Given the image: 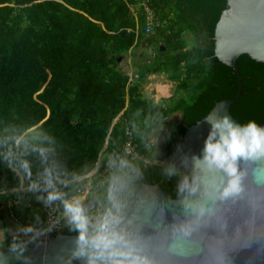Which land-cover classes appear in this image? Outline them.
Listing matches in <instances>:
<instances>
[{
  "label": "trees",
  "instance_id": "trees-1",
  "mask_svg": "<svg viewBox=\"0 0 264 264\" xmlns=\"http://www.w3.org/2000/svg\"><path fill=\"white\" fill-rule=\"evenodd\" d=\"M148 1L161 22L155 30L161 44L154 60L136 57L142 61L135 62L131 78L119 58L154 35L146 36L144 17L132 13L130 5L136 0H0V138L32 129L54 136L57 158L65 168L84 176L96 171L91 191L99 192L107 157L123 154L127 127L141 148L151 131L150 117L181 112L180 121L165 122L166 129L174 130L171 139L160 140L156 162L140 163V186L159 184L176 198L177 181L164 178L161 161L216 102L234 99L239 83L236 72L215 55V29L227 0ZM237 64L243 89L231 113L240 122H260L264 63L244 54ZM156 72L176 83L173 100L155 103L143 96L142 83ZM144 153L151 157L150 151ZM39 167L33 158L34 174ZM86 181L66 190L76 194ZM21 182L0 165V193L7 191L0 194V203L22 198L12 207L16 225L34 223L37 215L44 221L37 204L29 201L36 194L11 191ZM6 216L10 214L1 212L0 221ZM62 233L76 235L66 225ZM38 242L30 245L29 254Z\"/></svg>",
  "mask_w": 264,
  "mask_h": 264
},
{
  "label": "clouds",
  "instance_id": "clouds-1",
  "mask_svg": "<svg viewBox=\"0 0 264 264\" xmlns=\"http://www.w3.org/2000/svg\"><path fill=\"white\" fill-rule=\"evenodd\" d=\"M163 113L150 117V134L143 137L153 159L161 139H171ZM209 130L199 153H184L180 164L163 168L165 179L175 178L179 211L157 231L146 234L136 222L143 170L138 159L114 153L107 157L109 174L92 195L100 207L66 189L84 183L82 174L69 172L57 158V140L42 130L20 131L0 138V165L21 178L20 187L36 194L59 215L44 222L0 227V264H30V245L61 223L75 233L62 264H178L192 247L203 251V264H227V252L264 235V123L238 122L222 109L204 116ZM33 158L39 170L33 173ZM91 175V173H89ZM247 214L234 219L232 209ZM202 246V247H201Z\"/></svg>",
  "mask_w": 264,
  "mask_h": 264
},
{
  "label": "water",
  "instance_id": "water-1",
  "mask_svg": "<svg viewBox=\"0 0 264 264\" xmlns=\"http://www.w3.org/2000/svg\"><path fill=\"white\" fill-rule=\"evenodd\" d=\"M162 50L165 47L161 48ZM264 63V0H227L215 29V55L218 59L232 68L238 78L239 88L234 99H223L216 102L211 109H222L238 122L231 107L240 98L243 80L237 59L244 55ZM122 58H119L121 61ZM209 124L204 117L187 128L184 140L175 151L161 161L163 168L170 162L180 164L184 153H199L203 147ZM137 206L133 209L136 222L143 224L146 234L157 231V225L163 226L173 219L179 211L178 196L172 198L159 184L142 183L138 190ZM99 205L95 198L86 202L91 210ZM234 219L242 220L247 210L242 206L232 209ZM52 233L50 239L40 240L30 252V264H62L63 258L69 253L75 235ZM202 247V246H201ZM178 264H203V251L194 245L188 257ZM227 264H264V235L253 236L248 245H238L227 252Z\"/></svg>",
  "mask_w": 264,
  "mask_h": 264
},
{
  "label": "built area",
  "instance_id": "built-area-1",
  "mask_svg": "<svg viewBox=\"0 0 264 264\" xmlns=\"http://www.w3.org/2000/svg\"><path fill=\"white\" fill-rule=\"evenodd\" d=\"M130 9L136 18H138V11L144 17L145 28L143 29V33L146 36L154 34L155 30L161 25L160 20L156 16L154 8L152 7L151 3L148 0H136V3L134 5L133 4L130 5ZM136 34L137 36L139 35V29L136 30ZM125 135H126V140L123 144V154H128L130 157L138 159V161L144 166L156 162L155 159H153L152 157H148L144 153V150L146 152L149 151L148 147L146 146V143L141 148L137 144L134 130L131 127L126 128ZM108 174H109V169L105 168L103 170V178L99 182L100 184ZM11 191L25 192L26 190L24 188L19 187ZM76 194L80 196H85L87 194V191L84 188H79ZM29 201L30 204L33 203L37 204V207L39 208V210L43 215L45 223L48 222L50 217L59 215L58 209L45 206L42 202L37 200L36 195H34L31 199H29ZM21 203H22V198L20 197L16 198L15 200H8L7 202L0 203V213L8 212L10 216L13 218L14 216L12 213V207L14 205H20ZM99 207H100V203L95 209H93V211ZM64 227L65 225L61 223L59 226H57V228L54 231L49 233L47 236L42 237L41 240L50 239L52 233H59L61 232L62 229H64Z\"/></svg>",
  "mask_w": 264,
  "mask_h": 264
},
{
  "label": "rangeland",
  "instance_id": "rangeland-1",
  "mask_svg": "<svg viewBox=\"0 0 264 264\" xmlns=\"http://www.w3.org/2000/svg\"><path fill=\"white\" fill-rule=\"evenodd\" d=\"M156 33H154V35H151L150 37H146L145 39L141 40L139 45L135 47L132 52L125 55L121 59L120 66L122 68V71L128 73L130 77L133 76L136 72V68L134 66L135 62L142 61L141 58L136 57H142L143 55H145L148 57L149 61L154 60V57L157 54L156 50L160 48L161 44V42L158 43L156 39V37H158L159 35L158 33ZM175 89L176 83L169 80L167 75L163 72H156L149 75L141 86L143 96L153 100L155 103L167 98L173 100L172 98L174 97L171 96L175 94ZM192 100L193 99H190V101ZM181 114V112H176L174 115L168 117L166 122H177V119L181 117ZM0 224H4V222L0 221ZM13 225V228L17 226L15 223Z\"/></svg>",
  "mask_w": 264,
  "mask_h": 264
},
{
  "label": "crops",
  "instance_id": "crops-1",
  "mask_svg": "<svg viewBox=\"0 0 264 264\" xmlns=\"http://www.w3.org/2000/svg\"><path fill=\"white\" fill-rule=\"evenodd\" d=\"M181 117L179 119H177L178 121H180ZM177 121V122H178ZM96 171H94V173H92L91 175H87L85 176L86 177V186L84 187V189L87 191V194L85 196H81L84 200H85V203L88 202L89 200L93 199L92 197L94 195H92V191H91V179L93 177V175L95 174ZM7 191L5 192H1L0 194H5ZM97 192V191H96ZM97 199V198H95ZM98 200V199H97ZM100 203V202H99ZM101 204V203H100ZM39 209V208H38ZM40 211V210H39ZM41 212V211H40ZM42 214V213H41ZM13 220H12V217L10 216H6V219L4 221V224H0L1 226L0 227H3V226H11L13 227Z\"/></svg>",
  "mask_w": 264,
  "mask_h": 264
},
{
  "label": "flooded vegetation",
  "instance_id": "flooded-vegetation-1",
  "mask_svg": "<svg viewBox=\"0 0 264 264\" xmlns=\"http://www.w3.org/2000/svg\"><path fill=\"white\" fill-rule=\"evenodd\" d=\"M234 116V115H233ZM236 118V117H235ZM237 119V118H236ZM261 123H264V119H261V121H260Z\"/></svg>",
  "mask_w": 264,
  "mask_h": 264
}]
</instances>
